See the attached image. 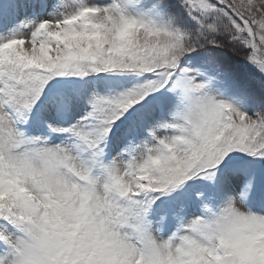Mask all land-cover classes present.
Listing matches in <instances>:
<instances>
[{
    "label": "rangeland",
    "instance_id": "obj_1",
    "mask_svg": "<svg viewBox=\"0 0 264 264\" xmlns=\"http://www.w3.org/2000/svg\"><path fill=\"white\" fill-rule=\"evenodd\" d=\"M94 2H103L104 9L98 11L100 5L96 7ZM116 2L127 12L123 8L116 11ZM45 3L46 8L35 14L32 6L16 11L19 5H29L27 1L11 2L3 22L11 34L23 35L31 29L33 14L37 19H49L36 32L38 36L31 32L26 40L0 49L3 99L21 110L34 102L42 85H59L72 96L75 111L84 110L87 101L95 102L93 107L109 116L114 94L123 95L122 100L117 99L112 117L87 123L89 133H95L88 142L104 141L118 125V116L132 110L141 120L142 130L136 141L120 138L110 146L112 165L101 157L102 172L114 176L111 180L117 182L119 190L131 185L133 189V175L142 173L139 191L163 202L169 214L165 218L159 213L150 223H140L138 217L134 224L140 225V238H127L125 222L130 213L123 216L124 203L110 204L104 198L106 177L100 176L92 182V207L98 213L75 229L73 222L80 214L76 196L83 199L94 193L88 185L76 190L70 187L63 165L75 163V159L66 145H57L58 150L53 145H37L30 149L25 163L15 164V130L0 110V150L7 151L10 162L0 163V179L4 170L6 178L33 172L28 188L42 193L52 188L61 197L57 204L51 195L43 198L41 211H37L27 196L19 199L16 192L9 196L0 192L1 217L17 230L10 245L6 244L7 255L0 264H52L51 258L54 264H136V252L141 248L140 264H183L190 260L209 264L207 255L213 257L211 264H264V123L260 122L261 113L264 119V0ZM177 25L188 31L181 32V44L176 43ZM200 33L221 61L242 62L248 68L246 77L239 75L243 79L236 84L226 74L216 72L207 55L180 63L168 78L171 82L164 88L166 92L149 95L154 81L139 71L140 64L161 52L179 56L204 47ZM223 34L236 51L227 53L217 46ZM113 58L123 66H133L136 77L125 68L99 79V89H93L89 75L106 72L101 64L107 61L114 65ZM206 63L207 71L216 78L206 72ZM164 73L159 74L167 76ZM234 85L254 87L252 95L261 99L257 113L248 110L250 99ZM93 91L98 98L90 99ZM142 95L147 97L138 100ZM49 108L46 106L44 113L54 121ZM53 108L60 112L57 104ZM150 160H154L153 165ZM213 182L218 195L206 205L200 199V186ZM5 184L6 180L0 183V191ZM120 197L131 199L130 192ZM217 234L223 238L221 250L214 247Z\"/></svg>",
    "mask_w": 264,
    "mask_h": 264
},
{
    "label": "trees",
    "instance_id": "obj_2",
    "mask_svg": "<svg viewBox=\"0 0 264 264\" xmlns=\"http://www.w3.org/2000/svg\"><path fill=\"white\" fill-rule=\"evenodd\" d=\"M216 44H217V46H220L221 48H223L225 50V52H227V53H232V52L236 51V48L232 47L230 39H227L225 34L218 37ZM174 60H178V58L174 57ZM225 64L227 67H230L232 70H236V71L242 70V72H240L242 74L246 70L245 65L242 62H240L239 60H228V61H226ZM259 100L260 101L256 104L257 112L261 108V99H259ZM262 117H263V113H261V122L263 124L264 119H262Z\"/></svg>",
    "mask_w": 264,
    "mask_h": 264
}]
</instances>
